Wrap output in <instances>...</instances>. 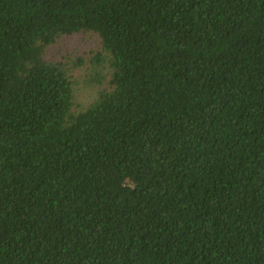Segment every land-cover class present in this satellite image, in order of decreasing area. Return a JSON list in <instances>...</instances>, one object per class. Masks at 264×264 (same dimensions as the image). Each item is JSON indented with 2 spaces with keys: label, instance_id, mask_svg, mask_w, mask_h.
Returning a JSON list of instances; mask_svg holds the SVG:
<instances>
[{
  "label": "trees",
  "instance_id": "1",
  "mask_svg": "<svg viewBox=\"0 0 264 264\" xmlns=\"http://www.w3.org/2000/svg\"><path fill=\"white\" fill-rule=\"evenodd\" d=\"M0 264H264V0H0Z\"/></svg>",
  "mask_w": 264,
  "mask_h": 264
},
{
  "label": "rangeland",
  "instance_id": "2",
  "mask_svg": "<svg viewBox=\"0 0 264 264\" xmlns=\"http://www.w3.org/2000/svg\"><path fill=\"white\" fill-rule=\"evenodd\" d=\"M100 48L95 37L89 34H75L70 36H65L61 38L57 44L51 48V53L59 58L70 59V60H80L91 58L92 55ZM85 67H79L83 70ZM95 87L82 86L78 90V104L82 108L86 107L96 96Z\"/></svg>",
  "mask_w": 264,
  "mask_h": 264
}]
</instances>
